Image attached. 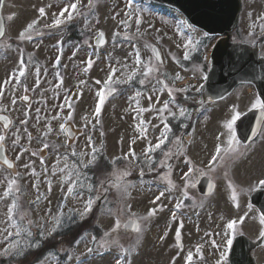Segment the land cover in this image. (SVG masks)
Returning a JSON list of instances; mask_svg holds the SVG:
<instances>
[{"label":"rangeland","instance_id":"374dc122","mask_svg":"<svg viewBox=\"0 0 264 264\" xmlns=\"http://www.w3.org/2000/svg\"><path fill=\"white\" fill-rule=\"evenodd\" d=\"M71 2L75 0H6L5 3L3 15L13 21L9 22L11 33L0 42V110L11 114L13 125L7 130L0 126V136L4 137L0 145L6 146L15 166L9 169L0 163V257L6 254L9 245L18 243V249L8 252L15 253L12 258H19L33 244L40 245L48 235L57 230L67 231L75 224L72 234L77 233L67 239L70 249L64 255V264H115L118 258L123 260L125 256L124 264H228V240L236 230L237 233L247 232L251 237L264 230V224L258 223L246 198L242 201L247 208L243 219L246 221L239 227L235 224L234 229L227 226V148L231 144L234 148L235 144L232 137L229 142L228 128L232 133L234 121L257 108L254 105L259 99L253 86L247 85L225 101L209 104L200 112L196 107L190 108L192 105L176 104L181 94L178 88L182 85L198 89L211 64L213 43H207L203 33L189 28L177 13L149 7L144 0H131L130 8L129 0H78L77 12L81 8L85 11L80 15L73 13L72 19L78 16L76 24L83 37L80 42L64 45L66 29H49L54 28L50 26L57 18L68 20V13L64 17L59 14ZM243 3L242 40L256 41L264 30V0H243ZM40 8L45 9L44 15L40 14ZM130 11L132 19L127 26L122 25L120 22L128 20ZM136 19L141 22L137 24ZM32 21H38L42 31L36 29L30 33L31 39H21L26 45L24 54L28 63L22 67L19 47L8 39L19 36ZM99 32L107 37L103 47H96L93 42ZM189 39L193 44L185 47ZM150 42H158L162 64L154 60ZM197 44L203 46L198 49ZM201 48V53L194 55L197 58L190 57L194 50ZM137 50L140 64L136 63ZM262 50L264 53V43ZM186 52L192 62L184 65ZM149 60L160 67L163 75L153 72L145 78L141 74L149 66ZM113 69L116 70L114 75ZM133 71L136 75L128 81ZM177 75L182 79L176 80ZM157 79L165 80L177 91L170 95L156 83ZM140 80L145 82L141 84ZM112 89L114 94L106 97L107 91ZM22 91L32 94L31 103L21 102ZM100 92H104L105 101L97 117L95 109ZM166 102L169 110L163 108ZM202 102L198 99L194 105L200 106ZM181 109L188 115L183 121L185 115H179ZM167 120L181 123L171 126ZM68 121L83 129L70 147L61 128ZM166 125L167 129L180 128L171 147H178L181 142L187 147L194 143L205 154L203 161L192 155V162L197 165L192 164L191 170L200 168L211 172L215 167L211 173L220 179L214 193L202 201L192 199L181 209L176 205L185 196L190 174L183 175L184 168L179 170V163L175 175L165 172L155 176L153 173L161 167L159 161L164 158L157 162L149 160L161 134L170 131L166 130ZM142 129H146V135ZM45 144L48 147H44ZM150 145L153 151L149 153ZM93 147L96 149L94 160ZM217 149L220 156L213 164L206 156ZM66 151L77 153L73 155L75 159L62 154ZM133 151L135 155L131 154ZM98 152L104 158L96 159ZM234 152L241 154L236 149ZM229 155L233 159V153ZM184 160V156L179 158V161ZM61 168L65 171H60ZM238 174L246 185L264 181V135L247 150ZM109 177L111 179L105 181ZM13 179L16 181L13 190L6 194ZM72 181H75V190L69 194L67 188ZM88 200L93 201L90 211L85 210ZM13 203L17 205L15 209ZM153 208L157 209L156 213L148 216ZM16 209L20 216H15ZM60 213H63L61 224L52 231L53 217ZM88 216H92L90 225L79 234L78 223ZM233 216L236 214L231 213L230 217ZM117 218L121 226L107 239H118L119 245L128 249L127 253L119 245L101 248L98 243L105 239V232H112ZM131 219L139 221V232L124 229ZM94 225L100 228V233L91 230ZM17 231L19 236L15 234ZM197 246L201 248L199 254ZM88 248L95 251L90 254ZM189 251L193 252L191 262L187 261ZM256 259L264 264V248L256 252ZM57 261L56 254H50L38 264H56Z\"/></svg>","mask_w":264,"mask_h":264},{"label":"water","instance_id":"95a60500","mask_svg":"<svg viewBox=\"0 0 264 264\" xmlns=\"http://www.w3.org/2000/svg\"><path fill=\"white\" fill-rule=\"evenodd\" d=\"M155 2H164L182 10L189 17L191 22L210 34H228V30L233 28L236 23V18L239 11L238 0H153ZM105 39V38H104ZM99 42V37L97 38ZM242 49L239 50V49ZM245 45L225 46L219 44L214 50L213 67L208 73L205 94L213 98H221L225 94L232 91L233 87L240 82L253 83L261 98L264 101V58L258 54V49L255 48L254 54L248 58L244 57L245 53L239 52L248 51ZM251 50V49H250ZM224 90L221 94L217 90ZM251 113L240 118L237 122V132L239 138L245 143L253 138L260 129V123L263 117L259 119V123L248 124ZM67 132L72 139L75 136L72 126H67ZM1 150L0 154H2ZM210 191V190H209ZM128 226V225H127ZM134 227V226H133ZM264 240V238H263ZM262 240V241H263ZM260 243L264 244V242ZM259 243V244H260ZM257 244H253L255 247ZM250 248L242 244L240 241L235 245L232 253V264H255L253 259L248 257ZM247 249V252H246Z\"/></svg>","mask_w":264,"mask_h":264},{"label":"flooded vegetation","instance_id":"af4514ba","mask_svg":"<svg viewBox=\"0 0 264 264\" xmlns=\"http://www.w3.org/2000/svg\"><path fill=\"white\" fill-rule=\"evenodd\" d=\"M235 138V137H234ZM231 139V135L229 136V140ZM236 140V139H235ZM173 140L166 142V144L163 146V150L161 152V158L163 157L164 159L161 160V167L157 169L158 174H164L165 172L168 173L169 176L175 175L177 170H178V164L181 163L179 170L184 168V173L183 175H186L187 173L190 174V177L188 178L185 188V196L182 198V202L179 204L181 205L178 207V209H181L184 205V200L187 198V200L195 199L196 201H202L203 199H206L205 195H202L199 193V182L200 178H210L213 181L216 182L218 185V177L214 178L212 175V170L210 171H205L203 169H196L195 171L191 170L192 164H196L192 162V155H195L197 158L201 157V161H203V157H205L204 153L200 152V148L197 147L194 143H189V147L185 146L183 142L178 147H171L173 145ZM230 147V146H229ZM250 146L243 147L242 148V155L247 156V150L249 149ZM232 147L227 148V226L231 221H236V224L238 227L244 223L246 220L244 219V214H246V206L242 203L243 198L247 199V204L250 206V209L253 211L255 214L256 220L258 223L261 224V217L264 216L257 207H255L252 203V196L253 194L263 188V183H260L259 181H254L250 185L244 184L243 180L241 179V176L237 173L235 164H236V158L230 160V155L231 154ZM216 153H210L208 156L210 158V162L215 156ZM181 156H184L186 160L184 161H179V158ZM199 160V161H200ZM233 161V163H231ZM197 165V164H196ZM188 166L187 170L186 167ZM196 166L194 165L193 168ZM182 175V176H183ZM181 176V177H182ZM225 178V177H224ZM194 180V181H193ZM239 180H242L240 182ZM234 213L236 216L230 217V214ZM251 223H254L251 221ZM264 233V230L261 232ZM239 234H245L249 236L252 240H258L261 239L264 235H258L251 237L247 232L240 231L237 233V230L234 232L232 236V241L233 239L239 235ZM256 235V234H255ZM233 243V242H232ZM231 245H229L227 249V262L228 258L230 256V251H231ZM263 246L257 247L254 250H252V255L256 257V252L261 249H263Z\"/></svg>","mask_w":264,"mask_h":264},{"label":"snow or ice","instance_id":"6c2138e0","mask_svg":"<svg viewBox=\"0 0 264 264\" xmlns=\"http://www.w3.org/2000/svg\"><path fill=\"white\" fill-rule=\"evenodd\" d=\"M90 2H91V0H90ZM128 7H129V8L131 7V0H129V5H128ZM77 9H78V0H75V2H71V3L66 4V5L62 8V10H61V12H60L59 15H60V17H64L65 13H68L67 19H68V20H71V19L73 18V13H76V12H77ZM39 12H40L41 15H44V14H45V9H44V8H40V9H39ZM132 15H133V14H132V12L130 11V12H129V15H128V20H122L120 23H121L122 25L127 26V25H128V21L132 19ZM11 18H12V17H9V19H11ZM135 22H136L137 24H139L141 21H140L139 19H136ZM38 23H39L38 21H32V22L28 23V24L26 25V27L24 28V30L21 31V32L19 33V37H18V38H19V39H31L32 37H31L30 33H31V31L34 29V25H36V24H38ZM62 23H64V20H63V19H60V18H57V19L54 21V23H53L50 27H58V26H60ZM188 27L191 28L192 26H191V25H188ZM137 32L139 33V29H137ZM4 34H5V33H4L3 28L0 27V36H4ZM125 35H127V33H125ZM204 35L207 36L208 33H204ZM99 42H100V43H104V42H105L104 34H103L102 32L99 34ZM197 43H199V41H197ZM192 44H193L192 40L189 39V40L187 41V44L185 45V47H188L189 45H192ZM193 47H194V46H193ZM153 51H156L155 48H153ZM136 54H137V60H136V63H137V64H140V63H141V60H140V58H139V57H140L139 50H137V53H136ZM184 58H185V59H188V58H189L187 52L185 53V57H184ZM156 59H157V61L159 62V64H162V63H163V60L161 59V57H160V55H159L158 52H157V54H156ZM115 71H116L115 69L112 70L113 75L115 74ZM153 72L160 73L161 75H163V73H161V69H160V67H159L158 65H152V64H151V60H149V66L146 68V71H144V72L141 73V74L144 75L145 78H147V77H148L150 74H152ZM21 75H24V72H23V71H21ZM135 75H136V71H133V72L131 73V75H129V76L127 77V80H128V81H131ZM111 79H112V78H111V76H110V77H109V83L111 82ZM175 79H176V80H179V79H182V77H180L179 75H177V76L175 77ZM144 82H145L144 80H140V83H141V84H143ZM97 83H100V82L98 81ZM156 83L159 84V85H162L163 88L166 89V90L169 92L170 95H171L174 91H177L176 89H174V88H172V87H169L168 83H167L165 80L157 79ZM105 87H107V84H105ZM178 91H186V89L181 88V89H178ZM0 95H2V94H0ZM139 95H140V93H137V96H139ZM98 98H99V105H98V106L96 107V109H95V114L97 115V117L99 116V114H100V112H101V107H100V106H102V105L104 104V101H105V95H104V92H100V93H98ZM23 99L27 100L28 97L25 96V97H23ZM149 99H151V97H149ZM172 100H173V101L175 100V96H174V95H172ZM254 106H255V107H260L261 109H264V102H259V101H258L257 104L254 105ZM69 107H71V105H69ZM163 108H164L165 110H169V104H168L167 102L164 103ZM170 114L175 115V113H171V112H170ZM179 115L184 116V115H185V111H184L183 109H181L180 112H179ZM165 127H166V130H170V129H167V125H166ZM61 128H64V125H61ZM142 131H144V133H145V135H146V129H142ZM89 139H91V138L89 137ZM3 140H4V137H3V136H0V141H3ZM165 140H166V137H164V135H163V133H162L159 142H158L154 147H155V148H159L162 144L165 143ZM44 147H48V145L45 144ZM152 151H153V146L150 145V146L148 147V149H147V152L150 153V152H152ZM92 153H93V160H94V159H95V153H96V149H95L94 147L92 148ZM131 154H132V155H135V152L133 151ZM33 155H35V153H33ZM73 155L75 156V155H77V153L73 152ZM81 155H86V154L81 153ZM219 156H220V150L217 149V150H216V155L213 156V158H212V163H213V164H215V163L217 162V160L219 159ZM25 167H27V165H25ZM74 167H75V166H74ZM65 168H67V165H65ZM65 168H61L60 171H62V172L65 171ZM124 175H127V173H125ZM121 178H122V177H121ZM66 179H70V177H66ZM15 183H16V181H15L14 179H13L11 182H9L6 194H10V193L12 192V190H13V185H15ZM261 183H264V181H262ZM74 190H75V181H72L71 186H69V187L67 188V192H68L69 194H72V193L74 192ZM163 195H164L163 193H160V196H163ZM159 198H160V197L158 196L157 199H159ZM37 200H39V197H37ZM92 203H93L92 200H88V201H87V207H86V209H85L86 211H90V210H91ZM180 206H181L180 204H177V205H176V207H180ZM16 207H17V205H16L15 203H13L12 208L15 209ZM156 211H157L156 208L151 209V210L148 212V216H152V215H154V214L156 213ZM62 215H63V213H60V215L53 217V220L55 221V225H54V227L52 228V231H56V229L60 226V224H61V219H60V217H61ZM30 223H31V221H30ZM261 223L264 224V216L261 217ZM235 224H236V221H231V222L228 224V228H229V229H234ZM120 226H121V220H120L119 218H117V220L115 221V227L113 228L112 232H105V233H104V237H105V239H103L102 241L98 242V243H99V246H100L101 248L109 247V246H111V245H119V240H118V239H115V238H114V239L109 240V239H107V237L112 236V233H113V232H116V231L120 228ZM133 226L135 227V229H136L137 232L140 231L139 223H138L137 221H134ZM15 234H16L17 236H19V235H20V232L17 231ZM28 234H29V236H30V235H31V232H29ZM178 235H179V234H178ZM261 235H264V233H261ZM92 239H93V241L96 240L95 237H93ZM231 243H232V240L229 239V240H228V244L231 245ZM119 247H120L121 249H123V251H124L125 253L128 252V249L124 248L123 245H119ZM18 248H19V244H18V243H16V244H11V245H9V248H8V249H5V252L7 253L10 249H18ZM87 251H88V253L91 254V253H93V252L95 251V249H94V248H88ZM200 252H201V248H200V246H197V248H196V253L199 254ZM192 260H193V252H192V251H189L188 254H187V261L191 262ZM124 261H126V256L123 258V260L118 258V259L115 261V264H124Z\"/></svg>","mask_w":264,"mask_h":264},{"label":"trees","instance_id":"16d2710c","mask_svg":"<svg viewBox=\"0 0 264 264\" xmlns=\"http://www.w3.org/2000/svg\"><path fill=\"white\" fill-rule=\"evenodd\" d=\"M104 165V164H103ZM79 226H78V228H79V234L80 233H82L83 231H84V229H86L87 227H89V225H90V220H85L84 222H82V223H80V224H78ZM76 227V226H75ZM70 232V231H69ZM68 232V233H69ZM77 232H75V233H73L72 234V231L67 235V239H71L72 237H73V235H75ZM35 253V255H32L29 259H26L25 261H27V260H30V263L33 261V260H35L37 257H38V255H39V253H36V252H34Z\"/></svg>","mask_w":264,"mask_h":264}]
</instances>
